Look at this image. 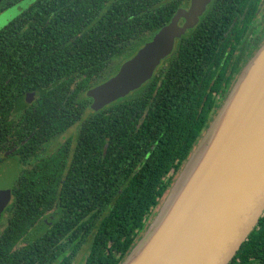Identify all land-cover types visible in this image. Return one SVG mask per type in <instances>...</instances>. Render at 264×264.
<instances>
[{
    "label": "trees",
    "instance_id": "16d2710c",
    "mask_svg": "<svg viewBox=\"0 0 264 264\" xmlns=\"http://www.w3.org/2000/svg\"><path fill=\"white\" fill-rule=\"evenodd\" d=\"M20 1L0 0V13ZM178 6L34 0L0 30V162L13 149L6 158L18 162L0 215V264H72L87 242L83 264H121L143 236L232 89L234 34L250 8L244 18L240 7L209 9L125 98L95 112L85 92ZM231 264H264V214Z\"/></svg>",
    "mask_w": 264,
    "mask_h": 264
},
{
    "label": "water",
    "instance_id": "95a60500",
    "mask_svg": "<svg viewBox=\"0 0 264 264\" xmlns=\"http://www.w3.org/2000/svg\"><path fill=\"white\" fill-rule=\"evenodd\" d=\"M209 2L190 0L188 9H178L112 77L88 89L90 109L96 112L149 81ZM36 97L27 94L25 102ZM6 160L0 162V215L18 172L16 161ZM168 192L121 264L133 254L132 264H229L264 214V44L239 74Z\"/></svg>",
    "mask_w": 264,
    "mask_h": 264
},
{
    "label": "flooded vegetation",
    "instance_id": "af4514ba",
    "mask_svg": "<svg viewBox=\"0 0 264 264\" xmlns=\"http://www.w3.org/2000/svg\"><path fill=\"white\" fill-rule=\"evenodd\" d=\"M243 2L244 0H210V2L207 4L205 8L204 13L202 14L203 16L209 9H213L215 6L240 7L243 9L241 18H244L248 12V9L250 8L249 15L246 17L245 20L240 21L238 30L234 34L236 36L235 37L236 42H234V44H237L236 45L237 50L235 49L233 50L234 51L232 52V56H234L233 61L227 70V73H234L235 75L230 84L231 88L236 82L239 74L243 71L245 66L250 61V59L255 55L257 50L264 43V0H245V5ZM178 5L179 6L176 7L175 12L178 9L186 10L190 6V0H178ZM175 12L173 13V15L175 14ZM182 24H183V20L181 19L178 21V25H182ZM232 26L233 23H231L230 28ZM228 94L229 92L226 93L224 97L226 98ZM219 97L221 96H217V99H220ZM229 264H231V262Z\"/></svg>",
    "mask_w": 264,
    "mask_h": 264
},
{
    "label": "rangeland",
    "instance_id": "374dc122",
    "mask_svg": "<svg viewBox=\"0 0 264 264\" xmlns=\"http://www.w3.org/2000/svg\"><path fill=\"white\" fill-rule=\"evenodd\" d=\"M33 1L34 0H22L20 2L15 3L14 5L6 8L3 12H1L0 13V30H2L5 26H7L8 23L11 22L16 16H18L19 14H21L22 12H24ZM123 60H125V59H122V62H123ZM117 62H118V60H116L114 62V64H116ZM224 101H225V99H224ZM218 111H217V113H218ZM217 113L212 117L211 122L213 121V119H215ZM72 131H73V128L69 132H67L66 134H64L63 136L68 137ZM205 131H204V133H205ZM204 133H203V135H204ZM203 135H202V137H203ZM202 137H201V139H202ZM62 139H63V137H59L55 141H53L51 143L50 150L55 149L58 144L62 143ZM8 159L9 160H6V161L11 162V163L12 162L14 163V161H16L17 169H18V162H17V160L15 158H8ZM178 174H177V176H178ZM177 176L175 177V180H176ZM175 180L173 181V183L175 182ZM168 195H169V192H167L165 194V196L163 198V201H162L161 205L156 209V212H158L159 208L164 204V202L167 199ZM88 244H89V242L86 243V245L84 246V248L82 249V251L77 255V257L75 258V260H74V262L72 264H83V261L85 259V256L87 255Z\"/></svg>",
    "mask_w": 264,
    "mask_h": 264
},
{
    "label": "bare ground",
    "instance_id": "6f19581e",
    "mask_svg": "<svg viewBox=\"0 0 264 264\" xmlns=\"http://www.w3.org/2000/svg\"><path fill=\"white\" fill-rule=\"evenodd\" d=\"M168 200H170V198H169ZM150 233H151V232H150ZM143 248H144V244H141V245L137 248L136 253H139V252L141 251V249H143ZM136 259H137L136 254H133L131 260H130L127 264H132Z\"/></svg>",
    "mask_w": 264,
    "mask_h": 264
}]
</instances>
